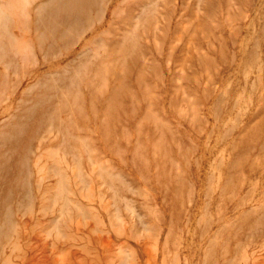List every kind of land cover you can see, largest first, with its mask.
Listing matches in <instances>:
<instances>
[{
    "label": "rangeland",
    "instance_id": "1",
    "mask_svg": "<svg viewBox=\"0 0 264 264\" xmlns=\"http://www.w3.org/2000/svg\"><path fill=\"white\" fill-rule=\"evenodd\" d=\"M0 1V264H264V0Z\"/></svg>",
    "mask_w": 264,
    "mask_h": 264
},
{
    "label": "bare ground",
    "instance_id": "2",
    "mask_svg": "<svg viewBox=\"0 0 264 264\" xmlns=\"http://www.w3.org/2000/svg\"><path fill=\"white\" fill-rule=\"evenodd\" d=\"M1 2V4H3L2 3V1H0ZM30 3V2H29ZM12 6V5H11ZM28 11V10H27ZM4 17V16H3ZM43 24H44V22H43ZM2 26V25H1ZM19 33H20V31H19ZM6 34V33H5ZM13 34V33H12ZM19 35H22V34H19ZM23 36V35H22ZM23 37H21V39H22ZM17 39V38H16ZM16 44V43H15Z\"/></svg>",
    "mask_w": 264,
    "mask_h": 264
}]
</instances>
